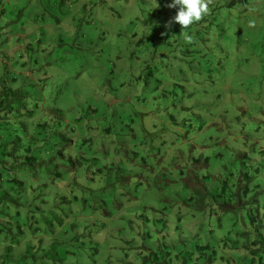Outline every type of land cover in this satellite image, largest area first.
I'll return each instance as SVG.
<instances>
[{
    "label": "rangeland",
    "instance_id": "rangeland-1",
    "mask_svg": "<svg viewBox=\"0 0 264 264\" xmlns=\"http://www.w3.org/2000/svg\"><path fill=\"white\" fill-rule=\"evenodd\" d=\"M2 3L0 85L49 124L17 258L264 264V0Z\"/></svg>",
    "mask_w": 264,
    "mask_h": 264
},
{
    "label": "trees",
    "instance_id": "trees-1",
    "mask_svg": "<svg viewBox=\"0 0 264 264\" xmlns=\"http://www.w3.org/2000/svg\"><path fill=\"white\" fill-rule=\"evenodd\" d=\"M21 97L18 90L0 85V264H26L28 260L27 256L17 258L14 254L13 248L23 243L19 237L23 230L12 221V207L19 205L20 196L26 192L24 179L43 174L46 164L45 135L49 124L45 119L25 120L33 118V112L19 113L15 101Z\"/></svg>",
    "mask_w": 264,
    "mask_h": 264
},
{
    "label": "clouds",
    "instance_id": "clouds-1",
    "mask_svg": "<svg viewBox=\"0 0 264 264\" xmlns=\"http://www.w3.org/2000/svg\"><path fill=\"white\" fill-rule=\"evenodd\" d=\"M169 6L179 8L174 21L179 23L183 29L198 22L208 11V5L205 0H172Z\"/></svg>",
    "mask_w": 264,
    "mask_h": 264
}]
</instances>
